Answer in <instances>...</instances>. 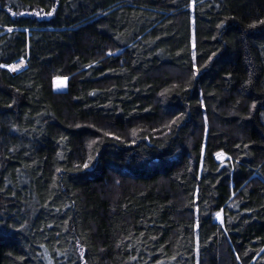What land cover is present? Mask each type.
<instances>
[{
	"label": "trees",
	"instance_id": "obj_1",
	"mask_svg": "<svg viewBox=\"0 0 264 264\" xmlns=\"http://www.w3.org/2000/svg\"><path fill=\"white\" fill-rule=\"evenodd\" d=\"M0 264H264V0H0Z\"/></svg>",
	"mask_w": 264,
	"mask_h": 264
},
{
	"label": "rangeland",
	"instance_id": "obj_2",
	"mask_svg": "<svg viewBox=\"0 0 264 264\" xmlns=\"http://www.w3.org/2000/svg\"><path fill=\"white\" fill-rule=\"evenodd\" d=\"M22 14H24V15H32V16H36L38 18H47V17L51 16V15H48V13H45L42 10L26 11V12H23ZM8 66H17V67H15V70H12L11 67H8V68L13 73H18V72H20L21 70H23L26 67V61H25V59H20L17 62H14V63H12V64H10ZM66 87H67V79L66 78L55 79V81H54V88L55 89H57V90H65ZM220 158H223L222 154H220ZM218 219L219 220L221 219L220 215H218Z\"/></svg>",
	"mask_w": 264,
	"mask_h": 264
},
{
	"label": "snow or ice",
	"instance_id": "obj_3",
	"mask_svg": "<svg viewBox=\"0 0 264 264\" xmlns=\"http://www.w3.org/2000/svg\"><path fill=\"white\" fill-rule=\"evenodd\" d=\"M38 14V13H37ZM52 13H48V15H51ZM9 31H11V29H9ZM6 67H11L12 70H15V67L17 66H6ZM85 167H87V165H85ZM217 215H219V213H217Z\"/></svg>",
	"mask_w": 264,
	"mask_h": 264
}]
</instances>
